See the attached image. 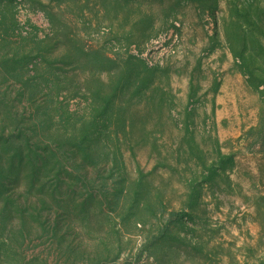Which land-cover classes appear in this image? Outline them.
I'll use <instances>...</instances> for the list:
<instances>
[{
  "label": "rangeland",
  "instance_id": "rangeland-1",
  "mask_svg": "<svg viewBox=\"0 0 264 264\" xmlns=\"http://www.w3.org/2000/svg\"><path fill=\"white\" fill-rule=\"evenodd\" d=\"M0 264H264V0H0Z\"/></svg>",
  "mask_w": 264,
  "mask_h": 264
},
{
  "label": "trees",
  "instance_id": "trees-1",
  "mask_svg": "<svg viewBox=\"0 0 264 264\" xmlns=\"http://www.w3.org/2000/svg\"><path fill=\"white\" fill-rule=\"evenodd\" d=\"M172 216H175L176 218H180V217H182L181 214H173Z\"/></svg>",
  "mask_w": 264,
  "mask_h": 264
}]
</instances>
